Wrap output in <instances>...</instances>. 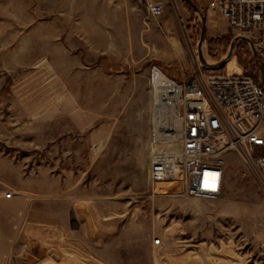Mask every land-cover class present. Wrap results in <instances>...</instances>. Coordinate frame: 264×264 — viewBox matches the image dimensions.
<instances>
[{
    "label": "rangeland",
    "instance_id": "1",
    "mask_svg": "<svg viewBox=\"0 0 264 264\" xmlns=\"http://www.w3.org/2000/svg\"><path fill=\"white\" fill-rule=\"evenodd\" d=\"M149 1L0 0V195L19 197L0 264H264V188L238 155L217 199L149 177L151 66L258 77L253 49L205 0Z\"/></svg>",
    "mask_w": 264,
    "mask_h": 264
},
{
    "label": "built area",
    "instance_id": "2",
    "mask_svg": "<svg viewBox=\"0 0 264 264\" xmlns=\"http://www.w3.org/2000/svg\"><path fill=\"white\" fill-rule=\"evenodd\" d=\"M207 5L226 19L235 43L251 45L259 74L201 66L193 77L177 80L151 66L149 177L152 188L168 184L153 194L219 198L230 154L251 165L264 188V0H207ZM147 11L157 17L165 5L149 1Z\"/></svg>",
    "mask_w": 264,
    "mask_h": 264
},
{
    "label": "crops",
    "instance_id": "3",
    "mask_svg": "<svg viewBox=\"0 0 264 264\" xmlns=\"http://www.w3.org/2000/svg\"><path fill=\"white\" fill-rule=\"evenodd\" d=\"M153 1V0H152ZM175 1V4L178 6V9L184 14L185 13V10H184V8H183V4L185 3V1L186 0H174ZM197 2H198V0H196ZM182 2H183V4H182ZM192 2V1H191ZM205 2H206V5H207V0H205ZM191 5V4H190ZM193 6V5H192ZM191 6V9L192 10H194V6L192 7ZM207 7H208V5H207ZM209 9V8H208ZM210 10V9H209ZM186 14V16H187V13H185ZM17 198H19V197H17V195H15L14 194V197H11V199L10 198H5L4 196H3V194H1L0 195V208L2 207H6V205H10V204H12V203H16L17 202ZM2 213H1V210H0V215H1Z\"/></svg>",
    "mask_w": 264,
    "mask_h": 264
},
{
    "label": "water",
    "instance_id": "4",
    "mask_svg": "<svg viewBox=\"0 0 264 264\" xmlns=\"http://www.w3.org/2000/svg\"><path fill=\"white\" fill-rule=\"evenodd\" d=\"M187 1H189V3H190L191 5H193V3H192L190 0H187ZM224 62H225V61H224ZM224 62H223V63H224ZM223 63H222V64H223ZM259 67H260V71L262 72V67H261V66H259Z\"/></svg>",
    "mask_w": 264,
    "mask_h": 264
},
{
    "label": "trees",
    "instance_id": "5",
    "mask_svg": "<svg viewBox=\"0 0 264 264\" xmlns=\"http://www.w3.org/2000/svg\"><path fill=\"white\" fill-rule=\"evenodd\" d=\"M257 74H259V70H258V68H257Z\"/></svg>",
    "mask_w": 264,
    "mask_h": 264
},
{
    "label": "bare ground",
    "instance_id": "6",
    "mask_svg": "<svg viewBox=\"0 0 264 264\" xmlns=\"http://www.w3.org/2000/svg\"><path fill=\"white\" fill-rule=\"evenodd\" d=\"M206 61V60H205ZM206 64V63H205ZM209 65V64H208ZM80 264V263H79Z\"/></svg>",
    "mask_w": 264,
    "mask_h": 264
}]
</instances>
